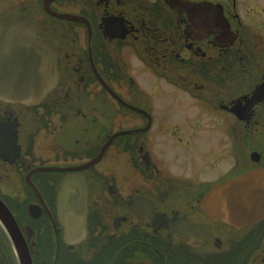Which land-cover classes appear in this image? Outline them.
<instances>
[{"label": "flooded vegetation", "instance_id": "af4514ba", "mask_svg": "<svg viewBox=\"0 0 264 264\" xmlns=\"http://www.w3.org/2000/svg\"><path fill=\"white\" fill-rule=\"evenodd\" d=\"M253 4L264 3L0 0V14L36 21L58 74L39 102L0 99V201L30 264H264V215L231 224L200 207L214 187L261 171V189L245 192L250 212L264 211V27L244 20ZM212 130L223 141L206 163L176 151L165 162L167 145L193 151ZM69 175L87 186L81 242L65 239L57 214ZM244 188L229 185L230 212ZM11 241L0 225V264H19Z\"/></svg>", "mask_w": 264, "mask_h": 264}, {"label": "water", "instance_id": "95a60500", "mask_svg": "<svg viewBox=\"0 0 264 264\" xmlns=\"http://www.w3.org/2000/svg\"><path fill=\"white\" fill-rule=\"evenodd\" d=\"M222 18V12L220 11ZM221 24V23H220ZM35 20L17 13L0 14V99L26 104L39 102L57 84L55 56L47 45L37 40ZM80 169L83 166L70 168ZM261 171L248 173L213 190L200 204L205 215L227 223L246 220L249 215H264L263 209H250L248 202L256 203L247 191L261 189ZM233 183L246 186L244 195L236 193L234 212L229 210L228 188ZM57 198V214L65 230V239L81 242L87 234L86 194L87 186L83 176L69 175L61 183ZM246 191V192H245ZM219 194V196H216ZM227 195V196H226ZM0 225L11 238L19 264H30L13 218L0 201Z\"/></svg>", "mask_w": 264, "mask_h": 264}, {"label": "rangeland", "instance_id": "374dc122", "mask_svg": "<svg viewBox=\"0 0 264 264\" xmlns=\"http://www.w3.org/2000/svg\"><path fill=\"white\" fill-rule=\"evenodd\" d=\"M261 3H264V0H258ZM246 8H252L253 11L251 12V16L250 18L245 17L244 20H247L248 22H251L252 20L255 23H259L261 24L262 27H264V4H257V5H249ZM253 32H258V30L255 28V26L250 25L249 26ZM264 30V28H263ZM263 35H264V31H262ZM150 76L145 74L142 76V85L144 86L145 90L149 91V86L151 83L150 80ZM184 104V103H183ZM185 105V104H184ZM186 106V105H185ZM177 109H173V111H171V113L174 114L175 117H180L182 115L180 109H178V111H176ZM176 111V112H175ZM177 120H181L182 118H176ZM207 131L208 128L212 127V121L211 119H208L207 122ZM224 129L220 127V130ZM221 134V132H220ZM220 136V141L222 140L221 135H219L217 132H215L214 130L211 131V133H201L200 137L198 138L197 142L195 143V149L193 151L191 150H184V149H174L172 148L170 145L166 146V153L164 152V158H165V162L171 161L173 162L175 159H173L175 156L172 154L173 151L177 152V157L176 159L181 160H188L190 157H194L195 160L200 163V164H204L206 163V152L208 151L209 148H211V146H215L217 139ZM163 150V149H162ZM165 150V149H164ZM41 151V150H39ZM43 153L47 152L46 149H44L42 151ZM3 243V242H2Z\"/></svg>", "mask_w": 264, "mask_h": 264}, {"label": "bare ground", "instance_id": "6f19581e", "mask_svg": "<svg viewBox=\"0 0 264 264\" xmlns=\"http://www.w3.org/2000/svg\"><path fill=\"white\" fill-rule=\"evenodd\" d=\"M57 76H58V74H57ZM57 81H58V79H57ZM59 194V193H58ZM57 198H58V196H57Z\"/></svg>", "mask_w": 264, "mask_h": 264}]
</instances>
